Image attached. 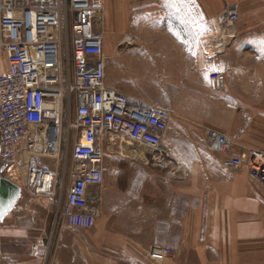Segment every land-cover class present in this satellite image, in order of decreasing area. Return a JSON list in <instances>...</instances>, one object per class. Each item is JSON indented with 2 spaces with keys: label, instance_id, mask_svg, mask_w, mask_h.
Here are the masks:
<instances>
[{
  "label": "crops",
  "instance_id": "crops-1",
  "mask_svg": "<svg viewBox=\"0 0 264 264\" xmlns=\"http://www.w3.org/2000/svg\"><path fill=\"white\" fill-rule=\"evenodd\" d=\"M219 1L239 2L242 12L247 4L253 20L213 24L214 0H106L99 15L108 11L111 75L126 79L113 88L173 111L177 134L164 146L189 175L167 179L140 144L118 137L105 154L104 183L91 189L93 227L60 220L48 252L33 254L41 236L22 251L25 232L0 224V264H264V186L247 163L223 166L226 155L210 151L206 136L210 128L229 134L232 155L244 160L264 151V0ZM8 70L0 50V75ZM216 110L219 122L208 117ZM163 248L176 253L156 257Z\"/></svg>",
  "mask_w": 264,
  "mask_h": 264
},
{
  "label": "built area",
  "instance_id": "built-area-1",
  "mask_svg": "<svg viewBox=\"0 0 264 264\" xmlns=\"http://www.w3.org/2000/svg\"><path fill=\"white\" fill-rule=\"evenodd\" d=\"M106 0H0V50L9 70L0 75V169L2 176L39 197L57 204L58 217L69 227L91 228L95 214L91 189L105 180L106 147L111 135L140 144L145 159L166 171V178L184 179L189 164L164 146L170 132L177 134L173 112L152 106L107 84L109 56L99 30ZM238 5L225 11L226 23L239 19ZM221 74L214 85L223 83ZM73 145L64 138L66 111ZM210 151L223 153L227 168L245 163L264 186V151H250L249 159L232 155L233 138L220 130L206 131ZM68 147L60 170L63 148ZM35 159H58L57 167H31ZM21 175L15 182L12 173ZM64 197V198H63ZM49 246L33 245V254ZM163 248L156 257L175 254Z\"/></svg>",
  "mask_w": 264,
  "mask_h": 264
},
{
  "label": "rangeland",
  "instance_id": "rangeland-1",
  "mask_svg": "<svg viewBox=\"0 0 264 264\" xmlns=\"http://www.w3.org/2000/svg\"><path fill=\"white\" fill-rule=\"evenodd\" d=\"M231 1V0H230ZM219 0H214V11H213V24H216L217 26L221 25L222 23H226L225 19V11L228 7L231 6L230 4L226 5H220ZM239 2H233L232 5H238ZM240 4V3H239ZM248 5L245 4V11L242 12L241 6L238 5V10H240V17L236 21L235 25L240 22H247L252 21V12L249 9H247ZM107 13L105 14V19L107 20ZM101 20L99 24V30L104 33V39H105V51L107 55L110 57V55L113 53V44L109 40V34L107 31V21ZM216 26V27H217ZM214 40V45L220 46L222 43L221 41H215L216 36H212ZM226 45V44H225ZM213 67L217 69L216 71H221V65L219 62H213ZM208 72V65L207 70ZM214 71V72H216ZM218 75V74H216ZM126 79H116L115 76L111 75V66L108 67V73H107V84L111 85L112 87H115L114 83H124ZM74 111L75 108L72 107L66 111V115L64 118V138L68 141L70 140V144L73 145L75 141V133L73 131L70 132L69 130V123L73 121L74 119ZM173 112V111H172ZM220 111H207L209 113L210 120L214 121H220L219 116ZM112 140H117V135H111ZM68 147L63 148V152L61 154V163H60V170L64 171V164L63 160L65 159L67 153L66 151ZM112 150L106 147V153L108 151ZM142 150L146 153L147 150L143 147ZM57 160L58 159H35L31 162V167L34 168H44L45 166L51 164L53 167H57ZM12 178L15 182H22L21 181V175L19 173H12ZM64 198V197H63ZM58 205L55 204L54 207H48L45 204H42L39 197H34L28 189L23 188L21 196L16 204V206L9 212V214L0 220V224L4 225L5 229H18L22 230V232L27 233L23 234L22 237L18 240L21 241V250L23 251L25 247H27L28 244L32 245V241L39 240L38 238H35L32 240L31 235H37L41 236V243L42 245H47L46 241L48 242L50 239L52 240L54 233L57 230V217H58ZM7 244V243H6Z\"/></svg>",
  "mask_w": 264,
  "mask_h": 264
},
{
  "label": "water",
  "instance_id": "water-1",
  "mask_svg": "<svg viewBox=\"0 0 264 264\" xmlns=\"http://www.w3.org/2000/svg\"><path fill=\"white\" fill-rule=\"evenodd\" d=\"M0 169V220L5 218L9 212L16 206L21 193V187L3 177Z\"/></svg>",
  "mask_w": 264,
  "mask_h": 264
},
{
  "label": "snow or ice",
  "instance_id": "snow-or-ice-1",
  "mask_svg": "<svg viewBox=\"0 0 264 264\" xmlns=\"http://www.w3.org/2000/svg\"><path fill=\"white\" fill-rule=\"evenodd\" d=\"M179 2L180 3H184V2H186V0H179ZM166 3H170V4H172V6H175V0H166ZM213 71H216L217 69H215L214 67H213V69H212ZM207 78V77H206Z\"/></svg>",
  "mask_w": 264,
  "mask_h": 264
}]
</instances>
